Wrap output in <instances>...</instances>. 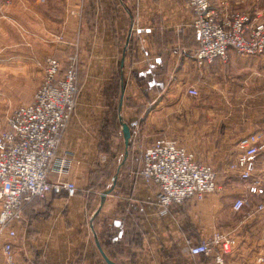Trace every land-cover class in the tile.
I'll use <instances>...</instances> for the list:
<instances>
[{"label": "crops", "instance_id": "1", "mask_svg": "<svg viewBox=\"0 0 264 264\" xmlns=\"http://www.w3.org/2000/svg\"><path fill=\"white\" fill-rule=\"evenodd\" d=\"M210 1L215 6L225 1L231 11L264 12V0ZM3 3L1 18L20 27L28 24L26 32L33 41L43 37L52 44L50 56L61 58L68 47L66 43L71 48L74 43L84 62L75 110L56 154V158L68 162V171L49 174L50 182H68L77 191L72 196L65 192L53 194L25 206L22 221L13 225L17 235L16 263L106 264L97 241L114 264L197 262L189 256L186 241L198 244L210 240L216 232L232 228L222 213L226 198L214 195L187 200L161 217L155 190L144 183L141 169L138 175L130 172L126 189L119 188L125 162L116 192L99 207L109 184L94 189L93 177L90 187V174L96 165L99 167L103 153V121L115 122L123 86L122 119L130 125L133 150L139 151L136 143L146 148L159 137L175 140L192 152L197 162L215 170L224 190L227 186L233 188L236 196L229 204L232 210L234 200L245 187L225 172L241 138L264 134V65H258L257 60L232 59L228 64L215 61L197 67V42L186 0ZM58 36L66 43L56 42ZM113 81L116 85L111 86ZM190 86L197 89L198 97L187 95ZM32 96L27 94L24 101H30ZM256 167L264 170V155L258 158ZM247 199L251 204L263 201L256 196L247 195ZM236 215L243 217V212ZM244 224L249 227L253 257L264 255V212L243 219L226 233H238ZM119 230L122 235L116 237ZM5 241L2 237L0 246ZM257 259L251 264H260ZM237 263L233 256H225V264Z\"/></svg>", "mask_w": 264, "mask_h": 264}, {"label": "built area", "instance_id": "2", "mask_svg": "<svg viewBox=\"0 0 264 264\" xmlns=\"http://www.w3.org/2000/svg\"><path fill=\"white\" fill-rule=\"evenodd\" d=\"M45 4L46 0H34ZM0 0V18L2 4ZM191 11V29L196 37L195 64L202 68L215 61L227 64L228 52L238 57L264 56V12L249 14L231 11L225 1L215 6L210 0H186ZM56 42L66 43L61 36ZM70 46V44H67ZM69 57V67L59 76L61 63L48 57L43 78L31 101L15 107L0 131V264H17L14 224L22 221L23 210L33 200H45L50 195L66 193L72 196L76 188L68 182H50L49 174L68 171V162L56 158L63 132L75 110L78 95L79 56L76 45ZM187 95L198 97L194 86ZM264 155V134L252 133L237 143L234 160L226 174L244 185V192L234 200L232 211L242 213L247 220L264 212V170H258L257 160ZM141 178L155 190L158 215L167 216L174 205L187 200H202L224 192L215 170L197 162L195 155L175 140L159 137L142 152ZM248 196L263 198L251 204ZM192 258H212L210 264H225V256L233 254L237 241L228 233L216 232L207 241L193 244L186 241ZM259 257L257 262L262 263Z\"/></svg>", "mask_w": 264, "mask_h": 264}, {"label": "rangeland", "instance_id": "3", "mask_svg": "<svg viewBox=\"0 0 264 264\" xmlns=\"http://www.w3.org/2000/svg\"><path fill=\"white\" fill-rule=\"evenodd\" d=\"M23 24L24 27L22 25V27H20L17 24H12V22H10L8 19H0V131L5 128L6 120L10 112L18 105L29 102L24 100L27 94H34L35 90L39 86L42 80L46 58H48V56L53 57V55L50 56L48 53V49H51L52 44L49 42L48 44L46 40L40 36L39 37L41 39L36 38V40L33 41L32 37L26 32V27H29L27 26L28 24ZM78 53L80 54L79 49ZM228 57L229 61H232V59H239L242 61L257 60L258 65H264V56L243 58L238 57L232 50H229ZM80 60V69L78 72V90L80 72L84 69V62L81 57ZM235 68L237 69V67ZM106 133L107 135L101 142L103 153L99 158V172L104 174L103 176H99L98 174L94 176L95 182L100 183L101 186L104 184H110L111 178L115 174L118 164L121 162L125 152L121 134L116 133V112L115 122L113 121L112 126L109 127ZM133 140L134 138H132V142L130 144L131 147L133 146ZM136 141H138V138H136ZM136 147H138V152H140L138 155L141 156L143 152H141V149H145V146L141 148L140 145L136 143ZM113 153L114 155L116 154L115 158H113ZM102 156L105 158V160H102L101 162ZM111 171L113 172L112 175ZM241 185L243 187V184ZM237 187L240 186L237 185ZM232 190V187L227 186V189H225L224 192L215 195L220 197L224 196L223 198H226L222 213H224L227 219H229L232 228L225 230V233L235 229L236 226H238L240 222L242 223L243 221V217L241 215H236V213L230 209L229 204L236 196V193ZM228 225H230V223H228ZM249 234L250 232L247 224H244V227H242L238 233H233L232 235L229 234L237 241V247L233 254L230 255V257L233 256V260L238 261L237 264H251L253 259L256 261V259L259 258L255 256L253 257L254 254H252L253 252L251 243L248 239ZM260 257L263 259L262 263L260 264H264V255Z\"/></svg>", "mask_w": 264, "mask_h": 264}, {"label": "trees", "instance_id": "4", "mask_svg": "<svg viewBox=\"0 0 264 264\" xmlns=\"http://www.w3.org/2000/svg\"><path fill=\"white\" fill-rule=\"evenodd\" d=\"M74 53V49L71 48L70 46H68L66 48V50H64L63 52V56L60 58V57H57V56H53L52 58L58 60L60 63H61V69H60V73H59V76H62L66 70L68 69L69 67V63H68V59L69 57ZM80 54H79V69H80ZM116 85L115 82L113 81L112 85ZM107 90V89H106ZM114 90L111 89V92H113ZM116 93V92H114ZM113 121H103V124H102V134L104 135V137L107 135V130L109 129V127L112 126V123ZM121 139H122V136H121ZM100 149L102 150V146L100 145ZM139 153L134 151L133 150V147L130 146V149H129V153H128V157H127V161H126V166L124 168V171H123V178L120 180V189H126L125 185L127 183V177L130 175V172H134L135 175H138L140 169L142 170V154L141 156L138 155ZM112 156V155H111ZM99 167L96 165V169L94 171L91 172L90 174V187H91V182H92V185H93V177L94 175H102L104 173H100L99 172ZM95 171H97V173L95 174ZM112 172V171H111ZM140 175H141V171H140ZM94 189L98 188V187H101L100 183H94ZM36 200V199H35ZM174 206H180V205H174ZM117 224V223H116ZM122 235V231L119 230L116 234V237H120ZM101 258V257H100ZM197 260V262H194L193 264H210L212 263V258H205V257H201V258H194Z\"/></svg>", "mask_w": 264, "mask_h": 264}, {"label": "water", "instance_id": "5", "mask_svg": "<svg viewBox=\"0 0 264 264\" xmlns=\"http://www.w3.org/2000/svg\"><path fill=\"white\" fill-rule=\"evenodd\" d=\"M127 43H128V41H126V43L124 45V51L126 49ZM123 97H124V88H123V86H121L120 87V94H119V98H118V102H117V110H116V133H118V134L124 133L126 135V150L124 152V155L122 157L121 162L118 164V168H117L115 174L111 178V181H110L108 188L101 195L99 207H102L107 196H110L116 192L118 181H119V178L121 176V173H122L124 164L127 160L129 149H130V144H131L130 126H128L126 123H124V121L122 119ZM98 211H100V208L97 210L96 213H98ZM106 264H114V263L113 262H107Z\"/></svg>", "mask_w": 264, "mask_h": 264}, {"label": "bare ground", "instance_id": "6", "mask_svg": "<svg viewBox=\"0 0 264 264\" xmlns=\"http://www.w3.org/2000/svg\"><path fill=\"white\" fill-rule=\"evenodd\" d=\"M122 134H123L124 146H125V150H126V135H125L124 133H122ZM102 160H105V158L103 157ZM102 194H103V193H102ZM97 247H98V249H99V251H100V253H101L103 259L105 260V262H106V263H107V262H112V261L106 256V254L103 252V250L101 249V246H100V244H99L98 241H97Z\"/></svg>", "mask_w": 264, "mask_h": 264}]
</instances>
